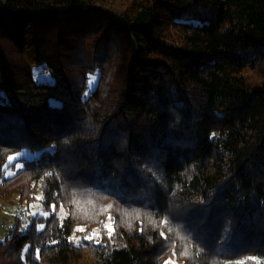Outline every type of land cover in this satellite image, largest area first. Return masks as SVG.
I'll return each instance as SVG.
<instances>
[{"label": "trees", "instance_id": "obj_1", "mask_svg": "<svg viewBox=\"0 0 264 264\" xmlns=\"http://www.w3.org/2000/svg\"><path fill=\"white\" fill-rule=\"evenodd\" d=\"M0 88V264H264V0H0Z\"/></svg>", "mask_w": 264, "mask_h": 264}, {"label": "rangeland", "instance_id": "obj_2", "mask_svg": "<svg viewBox=\"0 0 264 264\" xmlns=\"http://www.w3.org/2000/svg\"><path fill=\"white\" fill-rule=\"evenodd\" d=\"M31 75L36 82H47V83H52L54 78L51 74V71L46 65L43 63L36 64L31 66ZM94 76V75H92ZM90 84H93V81L91 80ZM0 98H4L3 91L0 88ZM51 103H59L56 99L51 98L50 99ZM39 151H32L29 149H21L18 150L10 155V161L15 163L14 169H18L22 167L23 161L26 159H32L35 158L39 155ZM0 236L3 237L5 235L7 226L12 223V215L16 213V211L21 210V207L15 206L11 200L8 202L5 201L2 203L0 206ZM22 213V212H21ZM21 217L24 219V222H22V218L19 220L20 224L22 227H25V222L29 218L22 213ZM14 219V218H13ZM26 219V220H25ZM14 221V220H13Z\"/></svg>", "mask_w": 264, "mask_h": 264}, {"label": "built area", "instance_id": "obj_3", "mask_svg": "<svg viewBox=\"0 0 264 264\" xmlns=\"http://www.w3.org/2000/svg\"><path fill=\"white\" fill-rule=\"evenodd\" d=\"M21 215H22V213H21V210H18V211H16V213H15V216L16 217H18L19 218V220L22 218L21 217ZM22 220V222H24V219L22 218L21 219ZM26 220V219H25ZM26 223H27V221L25 222V225H26ZM7 226V228H9L10 227V225L8 224V225H6Z\"/></svg>", "mask_w": 264, "mask_h": 264}, {"label": "snow or ice", "instance_id": "obj_4", "mask_svg": "<svg viewBox=\"0 0 264 264\" xmlns=\"http://www.w3.org/2000/svg\"><path fill=\"white\" fill-rule=\"evenodd\" d=\"M39 199V198H38ZM55 208V206H53V209ZM105 227H107V225H105ZM111 234V229H109V235ZM86 239H91L92 237H85Z\"/></svg>", "mask_w": 264, "mask_h": 264}]
</instances>
